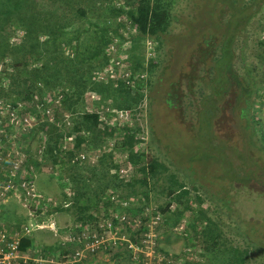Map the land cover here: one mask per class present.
<instances>
[{
	"label": "rangeland",
	"instance_id": "obj_1",
	"mask_svg": "<svg viewBox=\"0 0 264 264\" xmlns=\"http://www.w3.org/2000/svg\"><path fill=\"white\" fill-rule=\"evenodd\" d=\"M172 1L176 12H185L182 17L190 14L189 5L193 1L197 4V0ZM124 3L125 0H75L63 4L64 9L70 5H83L89 10L88 17L73 16L72 23L76 28L89 27L90 30L81 36L90 43L102 42L99 32H93L96 26L92 23L102 25L106 20L108 25L111 24L108 28L110 39L104 48L107 57L102 59L105 66L99 69L95 65L100 63L97 60L93 62L96 69L93 80L105 92H88L84 96L83 109L98 111L101 129L113 130L114 134L102 135L99 142L84 143L81 148H76L77 167L71 168L66 162V149L75 148V133L67 134L63 117L55 105H48L46 109L41 105L40 98L49 101L48 91H43L42 97L36 95L33 103L15 101L14 91H10V79H0V264H264V258L253 251L248 253L247 259H237L231 246L245 249L247 241L221 224L220 221L228 222L227 216L208 198V194L217 195L211 188L225 191L229 187L233 191L226 193L227 197H231L230 203H235L234 197L243 183L241 174L233 170L237 164L246 170V174L252 172L255 178L259 177L257 165H244L247 158L242 159L248 145L244 141L246 139L240 137L242 124L236 123L231 110L237 98L236 83L228 89L221 102L223 109L213 118L214 127L208 122L203 108L197 123L190 129V122L169 103L173 97L170 85L184 66L188 68L196 45L192 43L183 47L178 54L177 47L172 49L170 44L162 46L155 38L137 37V28L126 14L113 18L112 5ZM58 5L61 4L49 0H30L32 15L35 16L28 20L24 18V22L19 21L18 24L14 18L8 23L1 22L5 29H0V57L6 58L0 63V70L12 72L11 58L14 61L27 59L34 38L38 35L41 41L45 39L48 31L46 14ZM253 20L247 59L253 73L258 72L261 82L254 97L252 116L263 144L264 45L260 40H264V10ZM176 25L179 27L180 23L174 21L173 27ZM115 27H119L120 34L115 32ZM189 35L186 32L184 37ZM169 39L172 43L175 38ZM198 42L199 38L196 44ZM34 64L28 63L27 73H31ZM237 68L238 73H244L245 67L240 62ZM208 81L212 79L209 77ZM119 100L123 103L130 101L133 106L120 108ZM192 115L188 116L191 118ZM125 127H129L135 136V150L141 154V162L156 158L168 166L166 171L157 175L144 173L129 161L126 150L116 142L123 139V134L126 135ZM56 132L63 133L64 137L60 134L53 138ZM56 139L57 150L51 151L50 146ZM161 146L172 148V158L186 167V172L171 162L170 156L160 150ZM257 147V153L253 150L254 160L264 168V155ZM187 172L192 180L198 179L204 187L208 186L209 193L205 188L193 189ZM116 173L122 179L132 180L134 190L126 185L115 186L119 183ZM171 174L183 181L191 193L180 200L174 198L178 192L170 194ZM145 176L148 184L140 181ZM249 190L251 198L243 199L239 194L237 209L240 213L235 212L238 223L246 219L243 212L253 214L256 207L264 208V203L255 199L257 193ZM78 192L85 193L81 203L89 196L92 198L96 215V220L92 221L94 226L99 223L103 230L106 221L111 219L113 225L106 229L105 245L93 252L85 250V256L76 260L78 256L72 253L79 245L72 239H77L80 227H84L83 230L95 229L79 219L86 212L73 203ZM197 193L203 198L201 205L195 202L190 210L187 209ZM221 199L224 208L227 200L225 196ZM167 204L169 209L164 213L162 209H166ZM203 207L208 214L201 212ZM181 211L183 217L174 223ZM120 213L129 216V223L115 218ZM158 213L161 219L150 227L151 216ZM246 223L257 225L256 219H248ZM150 231L155 237L149 241L147 233ZM23 236L31 237L32 245L25 250L14 248L13 245ZM129 239L134 247L129 246ZM213 239L219 241L215 246ZM225 246H229L230 253L225 252Z\"/></svg>",
	"mask_w": 264,
	"mask_h": 264
},
{
	"label": "trees",
	"instance_id": "obj_2",
	"mask_svg": "<svg viewBox=\"0 0 264 264\" xmlns=\"http://www.w3.org/2000/svg\"><path fill=\"white\" fill-rule=\"evenodd\" d=\"M49 1L61 5L53 7V10H49L46 14L45 25L48 31L45 39L41 41L38 35L34 38L32 49L26 56L27 59L14 61L11 58L10 65L13 71L4 70L5 73L2 74L4 71L0 70V79H10V91H14V96L11 93H8V95L13 96L15 101L25 100L33 103L36 95L42 97V92L48 91L49 101L46 102L45 99L40 98L41 105L45 109L48 105H55L57 111L63 117V124H65L67 134L71 135L75 133V148L66 149L68 156L66 162L71 168H75L78 166V162L75 159L77 155L76 148H81L84 143L95 144L100 141V138L114 134L113 130L106 131L101 129V115L98 111L83 109L84 96L88 92H105L103 87L99 88L95 85L93 76L96 69L93 66V62L97 60L100 63L95 65L99 69L105 66V62L102 59L107 57L106 53L104 54V48L110 39L108 28L111 24L108 25L106 20L102 25L92 23L96 26L93 32H99L98 36H101L102 42L97 41L92 43L91 41L90 43V40L83 39L81 36L84 31L90 30L89 27L76 28L75 24L73 25L72 23L73 16H79L81 19L88 17L87 13L89 10L83 5L77 7L70 5V8L64 9V5L67 2H75V0ZM112 6L114 12L113 18L126 14L129 20L136 26V34L139 38H155L162 46L170 44L172 49L177 47L178 54L182 52L181 49L183 47L186 48V46L192 43L196 45L188 62V68L185 69L184 66L178 78L176 77L175 82L172 83V81L170 85L173 97L169 100V103L178 110L181 117L190 122V129L193 124L195 126L197 123L201 116L200 111L203 108L208 122L213 126V118L223 109L221 102L226 98L228 89L236 83L237 98L231 110L236 123L238 122L239 124L241 122L242 124L240 126V137L243 140L246 139L244 141L248 145V149L245 151L246 154L242 159L245 160L247 158L244 165L248 163L257 165L259 177L255 178L252 172L246 174V170L244 168L240 169L237 166L238 164L234 167V172L239 175L241 174L240 178L243 181L240 184L241 190L237 191L236 197H234L235 203H230L231 197H227V194L233 191L229 187L228 189L225 188V191H218L219 188H211L210 190L215 193L217 192V195H209L208 186L204 187L205 185L201 184L198 179L192 180L189 172H187L189 174L187 177L193 189L200 190L205 188L208 198L223 210L228 222L220 221L221 224L227 226L229 231L232 230L234 234L247 241L245 249H240L239 247L233 248L234 246H231L232 250L236 251L237 259L239 261L240 259H247L248 253L251 251L253 253L256 252L264 258V208L256 207L253 214L243 212L246 215L243 217L246 219L241 220V222L239 221L241 225H239L238 221L236 222L237 218L235 215L236 211L239 212L237 209L239 194L243 195V199L251 198L249 189L257 193L255 199H258V203H264V168L259 166V163H255L256 161L254 160V152L257 153V146L261 148L260 150L264 155V140L262 144L261 139L258 137L255 119L252 116L254 97L261 82L258 72L253 73L251 63L247 59V49L252 37L251 34H253V31L251 32L252 22L264 10V0H197V4L193 1L189 5L190 14L185 17H182L185 15V12L180 13V11H175L172 0H125L124 4ZM93 9L94 7L90 8V11ZM31 10L30 0H0V29H5L1 22L8 23L14 18V21L18 24L19 21L24 22V18L28 20L31 16H35L32 15L33 12ZM49 16L50 19H48ZM174 21L180 23V26L176 25L173 27ZM176 27L177 29H175ZM114 30L120 34L119 27H115ZM186 32L190 33L188 37H184ZM168 35H173L174 37H168ZM169 38L175 39L171 43ZM197 38H199V42L196 44ZM177 43L178 46L181 45L180 48L176 45ZM260 43L264 45V40L261 39ZM5 58V56L0 57V63ZM31 62L36 65L34 64L35 67L29 74L26 67ZM238 62L245 67L244 73H238ZM209 77L212 79L211 82L208 81ZM220 81L223 82L221 83ZM220 83L222 84V89L220 88ZM105 96L108 98L107 95ZM153 101L154 98H152L151 102ZM119 103L120 108L127 109L133 106L130 101L123 103L119 100ZM197 110L198 112H196ZM190 113L194 114L191 118L188 116ZM243 120L245 121L243 122ZM124 130L127 131L125 132ZM123 131L126 135L123 134V139H117L116 142L126 150L125 152L128 153L131 163L139 166L142 172L148 174L152 172L154 175L168 169L167 165H164L156 158L148 161L145 159L144 162H141V154L135 150V136L131 133L129 127L123 128ZM58 135L62 138L64 137L63 133L56 132L53 138ZM151 137L155 138L154 130H152ZM57 142L58 139L55 140V143L51 144V151L57 150ZM226 143L233 145L228 141ZM235 146L237 145L235 144ZM164 148L161 146L160 150L166 156H170L171 162L175 163L176 167L186 172L187 168L179 165L176 158H172L174 154L172 153L173 151L171 152L172 148L170 146ZM253 150L255 151L253 152ZM112 164L113 158L110 166ZM114 167L115 165L112 168ZM170 177L171 183L168 185V188L171 189L170 194L176 190L178 192L176 193L178 195L174 196V198L180 200L182 199L181 197H185L191 193L190 188L188 189L186 184L183 181H179L174 174H171ZM116 180L119 183H115V186H120V184L126 185L134 190L132 180L127 181L122 179L117 173ZM140 181L143 184H148L147 176L141 178ZM249 186L251 187L249 188ZM84 195V192L82 194L78 192L73 203L78 205L80 210L82 209L86 212L85 215L79 216V219L83 223L87 222L92 225V221L96 220L95 209L91 204L92 198L90 196L85 198V201L81 203V200H83L81 197L83 198ZM223 195L227 200L224 208H222L221 199V197H224ZM94 198H97V196ZM202 200L201 195L197 193L195 198L189 202L190 205H187V209L190 210L195 202L201 205ZM168 206L167 204L166 209L163 208L162 212H167ZM200 210L202 213L208 214L205 207L200 208ZM183 215L182 211L179 212L174 223H177ZM248 219H256L257 225H248L246 223ZM79 229L81 231L82 227ZM213 240V246L218 244L219 241L217 239ZM31 245L32 238L29 236L21 237L17 243V247L20 250H25ZM224 248L226 253L231 252L229 246H225Z\"/></svg>",
	"mask_w": 264,
	"mask_h": 264
},
{
	"label": "built area",
	"instance_id": "obj_3",
	"mask_svg": "<svg viewBox=\"0 0 264 264\" xmlns=\"http://www.w3.org/2000/svg\"><path fill=\"white\" fill-rule=\"evenodd\" d=\"M124 204H127V201H124ZM125 206V205H124ZM115 218L118 221L121 222H126L129 223V216H127L125 213H120L118 215L115 216ZM161 219L160 214H155L151 216V222L152 225L150 227H153V224L158 223L159 220ZM116 220V221H117ZM93 225V224H92ZM91 224L88 225V227H93ZM101 224H97V226H94L95 229H88V230H83L84 227H82L81 233L79 232L77 235V239H72V240H76L75 242H77V244L79 245V247H77V249L75 250L76 252L72 253L75 257H77L76 260L82 259L85 255H84V251H95L96 248H98L101 245H105V234H106V229H109L113 224H112V219L111 221H106L105 226L103 227V230H101ZM150 225V224H149ZM150 229V228H149ZM148 229V230H149ZM91 230H96V231H91ZM155 230V227L154 229ZM84 231H89V232H84ZM147 236L149 237V241L151 240L152 237H155L153 231H150L149 233H147ZM129 246L134 247V244L130 241V239L128 240ZM146 244L147 242L144 241ZM14 248L17 247L16 245H13Z\"/></svg>",
	"mask_w": 264,
	"mask_h": 264
}]
</instances>
